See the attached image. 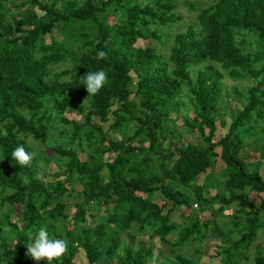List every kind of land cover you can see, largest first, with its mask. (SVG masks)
Here are the masks:
<instances>
[{
    "label": "trees",
    "instance_id": "16d2710c",
    "mask_svg": "<svg viewBox=\"0 0 264 264\" xmlns=\"http://www.w3.org/2000/svg\"><path fill=\"white\" fill-rule=\"evenodd\" d=\"M197 4L0 0V264H48L26 254L41 227L67 241L51 264H264V198L248 197L264 194V0ZM183 6L196 14L170 44L162 30ZM98 70L108 79L88 96L83 76ZM21 144L28 166L11 157ZM217 162L220 176L207 174ZM205 210L223 219L212 256Z\"/></svg>",
    "mask_w": 264,
    "mask_h": 264
},
{
    "label": "rangeland",
    "instance_id": "374dc122",
    "mask_svg": "<svg viewBox=\"0 0 264 264\" xmlns=\"http://www.w3.org/2000/svg\"><path fill=\"white\" fill-rule=\"evenodd\" d=\"M208 0H187L188 3L190 4H197L196 7H204L205 6V2H207ZM59 7V5H58ZM180 14L182 15V20L180 22H178L177 24L173 25L169 30H162L163 33H168L171 35V39H170V44L172 42V39L173 37L181 32V31H184L185 30V27L192 23L193 19H194V16L196 14V11L192 10L191 8L189 7H186V6H183L180 8ZM111 21H113V18L110 19ZM53 38H59V35L57 33H53ZM46 41L47 42H50L51 41V38L49 36H46ZM149 42V40H144V41H141V45L142 46H145L147 45ZM169 45H165L164 46V50L166 52H168L167 48H168ZM158 50L160 49V47H157ZM56 70V69H55ZM224 81L226 82V85L228 86V88H230L232 85H238L239 83H242V84H239V90L244 93V90L241 88V86L243 85H246L245 82L241 81V82H238L237 83H233L231 80L225 78ZM231 107L233 109H235L236 107V104H232ZM184 109V108H183ZM186 116L188 115V117L192 118L193 117V113L191 112V107L187 104L186 107ZM173 118L174 117H178V120L175 122L176 123V127L179 129V127L181 126L182 124V117L180 115H177L175 113H172L171 115ZM67 118L69 119H75L76 121H79V122H82L83 121V118L81 116H76L75 114H71V115H66ZM216 127H217V130L215 132V135H214V138L212 139L213 142H216L218 141L221 137L224 136V134L226 133L227 131V127L229 126L230 124V120L228 117H224V124L221 125L219 123V121L217 120L216 121ZM69 130H67L68 132ZM117 137H119V135H116ZM173 143V142H172ZM34 146L36 147H39L40 148V145L39 144H34ZM165 148H168V145H164ZM256 158H251V161H255ZM52 167V165H51ZM49 168V169H52L53 168ZM224 165L221 163V162H217L216 164L213 165V167L209 168L207 170V174H213V175H216V176H220V172L224 169ZM48 169V170H49ZM51 170V171H52ZM260 171H261V174L264 178V162H263V165L260 166ZM39 172L40 173H43L44 172V169L43 168H39ZM205 178V174L201 177L200 180H198V183H202V180ZM215 193V189L213 188H210L209 189V194L210 195H213ZM151 198L153 197V195L150 196ZM248 197L251 201L257 203L259 202L262 198H264V194H255L254 192H249L248 193ZM157 202L159 201V196H156L152 199ZM194 210H197L199 207H196V205L193 206ZM232 211H234V207L233 205L231 206L230 210H227L225 213L229 214V213H232ZM70 214H72L74 212V208L73 206L71 205L69 207V211H68ZM188 213V212H187ZM98 215V213H96ZM170 218L172 221H175L176 223L178 224H182V218L179 217V212H173L171 215H170ZM202 219L203 221L205 222H208L210 228H209V231L207 233V238L205 239V241L203 242L204 244V252L207 254V255H215L216 254V245L219 244V238H220V235L222 234V230H221V227L219 226V223H221L223 221L220 220V218L218 217V214L216 211H209L207 212V210H205V214L202 216ZM129 242L131 243H135L137 242V240L139 239L138 237H135L133 236L132 234H127L126 235ZM168 238L170 240L174 239L173 236H168ZM257 242L259 243H262L264 244V231H260L259 235H258V238H257ZM155 245L158 244V241H154ZM194 246V245H193ZM193 246H188V247H183L181 249L182 253H184V255L186 256H190L191 253H192V249H193ZM161 250L167 255L169 252H170V249L168 247V245H165L164 247L161 248ZM84 259V256L83 254H79V256L75 259V262L76 263H83V260ZM207 259L206 257H204L202 260V262H207ZM108 261L107 258H104L101 262L102 264L103 263H106ZM220 258L218 257H213L212 258V262L214 264H218L220 262Z\"/></svg>",
    "mask_w": 264,
    "mask_h": 264
},
{
    "label": "clouds",
    "instance_id": "9594fccd",
    "mask_svg": "<svg viewBox=\"0 0 264 264\" xmlns=\"http://www.w3.org/2000/svg\"><path fill=\"white\" fill-rule=\"evenodd\" d=\"M96 58L103 60L107 58V53L103 50L98 51ZM107 73L104 70L88 71L84 76V86L88 96L96 95L107 81ZM11 157L20 166H28L34 159V155L27 151L23 144L13 149ZM67 251V241L64 239L50 238L46 227H41L34 241L27 245V255L35 261H52L61 258Z\"/></svg>",
    "mask_w": 264,
    "mask_h": 264
}]
</instances>
